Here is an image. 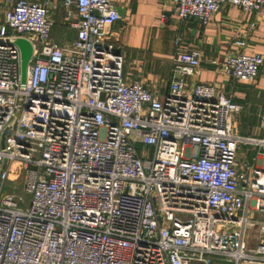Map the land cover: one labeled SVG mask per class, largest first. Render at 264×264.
Masks as SVG:
<instances>
[{"label":"built area","instance_id":"1","mask_svg":"<svg viewBox=\"0 0 264 264\" xmlns=\"http://www.w3.org/2000/svg\"><path fill=\"white\" fill-rule=\"evenodd\" d=\"M168 1L203 27L225 5H264ZM50 4L14 0L0 24V264H264V140L253 165L237 161L252 142L233 134L239 105L213 84L185 88L199 52L176 53L160 100L124 80L111 0H63L68 46L51 40ZM16 39L33 50L24 84ZM263 65L237 54L218 69L251 83ZM20 169L22 195L5 184Z\"/></svg>","mask_w":264,"mask_h":264},{"label":"crops","instance_id":"2","mask_svg":"<svg viewBox=\"0 0 264 264\" xmlns=\"http://www.w3.org/2000/svg\"><path fill=\"white\" fill-rule=\"evenodd\" d=\"M13 1L0 0V24ZM111 1L121 19L111 27L107 37L123 57L124 80L139 81L162 100L169 92L176 53L198 51L199 67L185 78V88L191 91L198 83L213 84L218 92L239 105L240 110L232 119L233 134L252 142L239 145L237 161L253 165L260 157L254 140H264V65L251 83L236 82L222 75L218 65L231 55L264 54V5L258 13L225 5L203 27L195 20L182 22L175 18L168 0ZM161 15L169 17L166 25H159ZM49 19L53 22L51 40L60 46L70 45L76 32L68 26L63 0H51ZM238 42L244 45L240 47Z\"/></svg>","mask_w":264,"mask_h":264},{"label":"water","instance_id":"3","mask_svg":"<svg viewBox=\"0 0 264 264\" xmlns=\"http://www.w3.org/2000/svg\"><path fill=\"white\" fill-rule=\"evenodd\" d=\"M14 44L20 50L21 64H20V73H21V84H24L26 81L27 75V66L32 56V46L30 42L25 39H16Z\"/></svg>","mask_w":264,"mask_h":264},{"label":"rangeland","instance_id":"4","mask_svg":"<svg viewBox=\"0 0 264 264\" xmlns=\"http://www.w3.org/2000/svg\"><path fill=\"white\" fill-rule=\"evenodd\" d=\"M10 180L11 181H7L5 183L6 187L8 188L7 191L14 190L13 191L14 193L18 195H22V189H23V183H24V172L21 169L19 171L17 170V172L11 176Z\"/></svg>","mask_w":264,"mask_h":264}]
</instances>
